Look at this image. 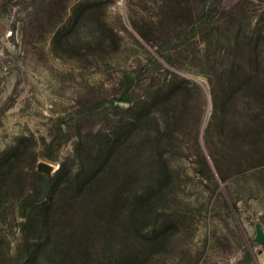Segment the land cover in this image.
Listing matches in <instances>:
<instances>
[{
    "label": "rangeland",
    "instance_id": "374dc122",
    "mask_svg": "<svg viewBox=\"0 0 264 264\" xmlns=\"http://www.w3.org/2000/svg\"><path fill=\"white\" fill-rule=\"evenodd\" d=\"M5 1L0 151L21 150L13 151L0 195V259L24 247L20 196L42 185L39 164L51 165L52 176L61 165L74 173L104 145L115 126V86L128 76L136 97L157 96L142 127L159 135L160 147L144 179L125 187L131 200L148 189L145 230L131 239L109 236L95 257L109 264H264V245L255 241L256 224L264 229V128L247 110L262 101L253 89L236 94L238 107L220 100L236 76L231 69L253 59V39L264 35V0H93L76 11L64 44L54 36L75 0L50 11L39 3L38 15L19 5L5 11ZM169 56L176 67L165 62ZM175 73L193 84L175 100L156 94L181 83ZM138 250L136 259L121 260Z\"/></svg>",
    "mask_w": 264,
    "mask_h": 264
},
{
    "label": "trees",
    "instance_id": "16d2710c",
    "mask_svg": "<svg viewBox=\"0 0 264 264\" xmlns=\"http://www.w3.org/2000/svg\"><path fill=\"white\" fill-rule=\"evenodd\" d=\"M61 0H6L3 4L5 11L15 5L35 9V15L42 10L39 3L45 6V11L53 9ZM93 0H75L71 14L57 29L54 44H64L63 31H67L73 20H78L76 11ZM209 3L211 1L209 0ZM214 5L212 2L211 8ZM210 11V6L208 7ZM67 10V7H66ZM34 11V10H33ZM88 11V10H86ZM205 12V8L202 10ZM95 14V12L93 13ZM77 21L74 22L76 24ZM16 32L14 27L12 34ZM253 39L254 51L250 53L253 59L239 64L237 69H231L235 77H231L221 95L222 105L227 108L232 103L238 107L235 96L240 90L253 89L254 95L260 96L258 107L247 110L255 113L259 125L264 128V51L261 39ZM201 39V38H200ZM205 41L204 39H201ZM69 42V38H66ZM238 42V41H237ZM165 62L177 66L171 56L164 57ZM181 83L168 88L165 84L157 94L168 93V99L182 96L188 85L193 83L180 77ZM210 77V75H209ZM120 79L115 86L116 102L113 103V130H107V141L94 154L80 162L74 173L68 172L61 165L55 175L39 173L42 185L38 188L29 187V192L20 196L23 203V218L21 231L24 247L18 254L10 255L6 260L0 259V264H109L111 260L99 261L95 257V247L99 242H105L112 235L131 239L135 234L145 230L142 225L145 211L141 201L147 196L148 189L135 194L131 200L125 187L144 179V170L150 158H154L160 147L158 134L143 131L142 125L151 117L152 104L156 97L138 95L131 90V77ZM196 86H198L196 84ZM181 91L177 93V91ZM236 91V92H234ZM213 108L218 113V95L213 88ZM230 94V99L226 97ZM153 98V99H152ZM174 99V100H175ZM123 103H127L126 105ZM246 108V107H245ZM230 119V116H224ZM257 126V125H256ZM164 127V126H160ZM258 127V126H257ZM170 129V127H165ZM104 130V129H102ZM155 139V141H154ZM20 144L11 149L0 151V195L5 189L4 180L12 174L11 163L13 151L20 149ZM225 179V178H223ZM129 198V199H128ZM128 202V206H123ZM26 208L29 211L26 212ZM140 251L121 257V260L136 259Z\"/></svg>",
    "mask_w": 264,
    "mask_h": 264
},
{
    "label": "water",
    "instance_id": "95a60500",
    "mask_svg": "<svg viewBox=\"0 0 264 264\" xmlns=\"http://www.w3.org/2000/svg\"><path fill=\"white\" fill-rule=\"evenodd\" d=\"M51 169V165L47 164V163H40L38 166V170L40 172H45L49 175V171ZM255 241L261 245H264V229L262 227V225L260 223L256 224V236H255ZM259 252L261 251V249H258Z\"/></svg>",
    "mask_w": 264,
    "mask_h": 264
}]
</instances>
